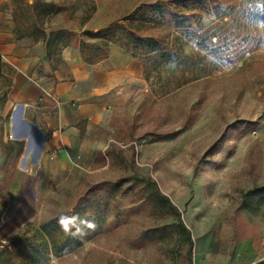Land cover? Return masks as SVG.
Listing matches in <instances>:
<instances>
[{
    "label": "rangeland",
    "instance_id": "rangeland-1",
    "mask_svg": "<svg viewBox=\"0 0 264 264\" xmlns=\"http://www.w3.org/2000/svg\"><path fill=\"white\" fill-rule=\"evenodd\" d=\"M50 1L66 8L51 16V24L81 32L122 20L140 5L172 0ZM219 2L220 11L205 15L200 28L217 21L239 0ZM140 30L157 38L176 34L168 23L142 25ZM261 33L259 45L235 63L196 73L177 60L178 54L196 50L187 36L177 43L176 59L162 65L112 45L121 62L128 58L135 78L126 81L124 99L113 101L109 109V141L97 158V170L80 181L69 177L55 183L36 172L25 146L15 157L16 123L3 102L10 80L0 74V248H11L15 242L27 252L18 241L26 238L39 244L41 225L71 212L88 187L133 173L154 179L162 193L180 203L182 212L199 199L194 206L204 213L219 210L222 232L229 238L232 214L238 208L264 226V195L243 199L246 191L264 185V27ZM101 64L112 69L107 61ZM101 215L100 229L92 225L96 233L92 238L62 257L49 255L44 261L37 257L38 264H191L192 251L174 231H149L175 221L157 206L129 195L110 200Z\"/></svg>",
    "mask_w": 264,
    "mask_h": 264
},
{
    "label": "trees",
    "instance_id": "trees-1",
    "mask_svg": "<svg viewBox=\"0 0 264 264\" xmlns=\"http://www.w3.org/2000/svg\"><path fill=\"white\" fill-rule=\"evenodd\" d=\"M12 20L18 39L29 38L33 43L43 42L45 58L53 70L66 68L61 53L66 47L79 50L84 63L94 65L109 57L112 45L119 46L134 58L143 59L153 65H162L176 59L177 43L187 36L193 40V54H178L180 64H188L190 71H202L223 64H233L244 54L253 51L262 39L264 27V0H239L230 5L218 20L200 28L202 19L210 13L220 11L219 0H172L169 3H148L137 7L122 20L109 23L97 30H80L74 27L51 24V16L64 11L63 4L50 0H13ZM227 18L226 20H224ZM85 18L78 23L82 26ZM168 23L176 32L171 38H157L141 33L142 25ZM205 59L207 64L198 63ZM0 56V74H2ZM211 70V69H210ZM3 75V74H2ZM6 101V93L3 102ZM15 157L23 152L24 142L15 141ZM107 155L110 154L106 151ZM133 195L134 200L157 206L172 216L175 221L149 231L171 230L186 243L189 253L193 240L190 230L182 220V213L170 198L161 192L150 176L136 173L115 180H103L88 187L75 201L71 212L63 213L41 225L43 237L39 244L23 238L18 241L27 248L20 250L15 242L11 248H0V264H38L49 255L62 257L81 246L82 240L92 238V225L100 229L101 212L108 208L110 200ZM264 195V185L246 191L243 199ZM17 243V244H18ZM38 258L35 259V258ZM260 262L258 264H263Z\"/></svg>",
    "mask_w": 264,
    "mask_h": 264
},
{
    "label": "crops",
    "instance_id": "crops-1",
    "mask_svg": "<svg viewBox=\"0 0 264 264\" xmlns=\"http://www.w3.org/2000/svg\"><path fill=\"white\" fill-rule=\"evenodd\" d=\"M13 7V0H0L1 70L10 80L5 107L16 123V139L24 142L36 172L49 175L55 183L69 177L81 180L97 170V158L109 141V109L113 101L124 99L126 81L135 78L134 72L127 66L128 58L121 62L116 57L114 47L106 60L112 69L102 66L106 61L86 64L78 49L66 47L61 53L66 68L53 70L45 58L43 42L16 37ZM197 201L200 204V199ZM197 204L182 212L180 203H175L191 232V264L264 262L261 223L250 220L245 210L238 208L232 214L229 238L222 232L221 212L212 208L204 213L195 208Z\"/></svg>",
    "mask_w": 264,
    "mask_h": 264
}]
</instances>
